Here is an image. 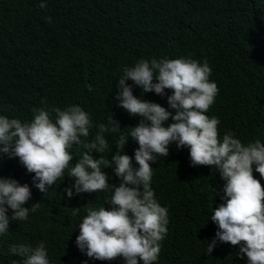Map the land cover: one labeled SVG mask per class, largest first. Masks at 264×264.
I'll return each mask as SVG.
<instances>
[{
	"label": "trees",
	"instance_id": "trees-1",
	"mask_svg": "<svg viewBox=\"0 0 264 264\" xmlns=\"http://www.w3.org/2000/svg\"><path fill=\"white\" fill-rule=\"evenodd\" d=\"M43 2L46 8L40 7L41 0H0V115L30 122L32 109L43 107L46 99L49 109L81 106L93 125L107 124L113 116L121 129L106 134L109 149L103 155L111 159L119 136L127 135L139 121L120 108L115 98L123 67L153 57H191L207 60L210 80L218 85L219 94L206 114L219 118L221 138L232 133L244 144L256 139L264 143V0ZM165 91V96L143 93V99L168 108L171 90ZM133 94L140 97L141 89L133 85ZM96 131V127L90 129L89 139ZM137 147L129 138L124 149L134 164ZM84 151L81 145H73V164ZM93 155L99 158L100 154L94 151ZM152 169L155 199L169 213L167 236L154 264H247L246 256L236 255L239 247L227 243L217 241L211 254L206 253L217 231L210 219L212 209L224 203L225 181L219 173L213 167L192 166L189 150H178L174 143L166 158L152 162ZM103 171L110 184H119L112 168ZM25 174L32 180L34 174L18 158L0 160V177L24 184ZM253 174L261 179L259 173ZM72 183L67 177L57 180L46 193L31 184L32 197L25 207L33 203L39 207L26 221H10L9 231L0 235V264L21 259L10 253L11 245L35 247L40 242L50 264H124L122 258L90 259L77 248L86 208L99 209L113 192L67 199L63 190ZM73 207L80 208L78 214L73 215ZM7 214L11 217L12 210Z\"/></svg>",
	"mask_w": 264,
	"mask_h": 264
},
{
	"label": "clouds",
	"instance_id": "clouds-1",
	"mask_svg": "<svg viewBox=\"0 0 264 264\" xmlns=\"http://www.w3.org/2000/svg\"><path fill=\"white\" fill-rule=\"evenodd\" d=\"M40 7H47L43 0ZM47 19L51 22L52 18ZM211 74L207 60L191 57H153L123 67L115 98L120 108L139 117V121L127 135L119 136L111 159L103 155L109 149L106 134L121 129L113 116L107 124L93 125L90 114L81 106L49 109L46 99L42 100L43 107L32 109L30 122L0 115V160L5 156L18 158L27 172L34 174L32 180L25 174L24 184L0 177V235L9 231L10 221H26L30 212L37 211L38 203L25 207L32 197L31 184L46 193L57 180L67 177L73 180L63 190L67 199L83 193L113 192L105 200L110 208L105 204L99 209L86 208L78 227L77 248L93 260L122 258L124 264H154L167 236L169 213L155 199L152 162L166 158L174 143L178 150H189L192 166L213 167L225 181L221 196L224 203L212 209L210 216L217 231L206 253L210 255L219 241L238 246L236 255L241 259L246 256L247 264H264V143L256 139L244 144L232 133L221 138L219 118L206 114L219 94ZM129 80L133 84H128ZM133 85L141 89L140 97L133 94ZM166 89L171 90L168 108L143 99L147 92L165 96ZM93 127L97 131L89 139ZM129 138L138 144L135 164L124 151ZM73 145L86 149L74 164L70 152ZM94 151L99 158L94 157ZM106 167L113 169L118 185L109 183L108 173L103 171ZM254 171L261 179L254 176ZM79 211V207H73V215ZM9 250L21 257L12 264H50L43 242L35 247L13 244Z\"/></svg>",
	"mask_w": 264,
	"mask_h": 264
}]
</instances>
